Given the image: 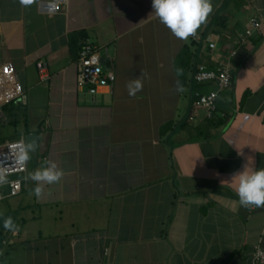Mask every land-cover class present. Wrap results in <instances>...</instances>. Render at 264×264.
<instances>
[{"label":"crops","instance_id":"obj_1","mask_svg":"<svg viewBox=\"0 0 264 264\" xmlns=\"http://www.w3.org/2000/svg\"><path fill=\"white\" fill-rule=\"evenodd\" d=\"M44 1L0 0V109L26 97V120L14 134L2 124L0 137L26 136L27 124L38 139L26 178L46 161L64 175L39 198L26 179L0 201V242L27 248L22 264H254L264 207L240 206L232 176L264 168V0H211L186 40L151 0H67L53 15L40 12ZM252 20L260 29L242 44ZM84 43L115 76L95 95L77 86ZM199 65H228L233 77L211 123L193 105L217 91L194 82ZM138 76L143 88L129 96Z\"/></svg>","mask_w":264,"mask_h":264},{"label":"built area","instance_id":"obj_2","mask_svg":"<svg viewBox=\"0 0 264 264\" xmlns=\"http://www.w3.org/2000/svg\"><path fill=\"white\" fill-rule=\"evenodd\" d=\"M66 3L67 0L44 1L39 4V10L43 14L53 15L59 13ZM259 29L260 24L252 20L251 29H248L244 33L241 43H247L254 31H258ZM82 45L77 67V86L81 90H87L90 95H95L98 89L109 87L110 84L114 83L115 76L111 72L104 73L100 66L93 64L94 50L87 43ZM208 48L209 50H213L214 45L209 44ZM37 70L42 81L48 78L47 67L44 63H38ZM193 80L198 85L213 83L216 86V92L208 94L196 93L193 103L195 108L205 109L209 115H212L216 111V102L219 99V95L228 90L232 85L230 67L228 65H220L217 69H213L199 65L195 68ZM25 98L24 95H20L10 103L24 105ZM1 109L0 124H4L6 123V119ZM25 149L27 147L24 135L17 140L0 144V173L4 175L6 180V182L0 183V201L5 198L16 197L22 192L23 186L26 183L27 164L21 165L19 163V156ZM252 258L254 264H264V250L256 247Z\"/></svg>","mask_w":264,"mask_h":264},{"label":"clouds","instance_id":"obj_3","mask_svg":"<svg viewBox=\"0 0 264 264\" xmlns=\"http://www.w3.org/2000/svg\"><path fill=\"white\" fill-rule=\"evenodd\" d=\"M22 3L28 4L30 0H22ZM152 13L158 21L164 25L174 37L180 40H186L194 35L197 29L206 21L207 17L213 11L211 0H151ZM180 69H177L179 75ZM145 74H141L144 76ZM138 76L130 80L126 87L129 96H135L143 88V79ZM30 149L23 150L19 156V163L26 165L30 159ZM64 172L59 169L57 164L52 161H46L44 166L29 173L26 179L35 182L34 194L39 198L43 192V185H52L58 183ZM238 179L236 194L239 205L242 207L255 206L264 207V168L246 169L235 172L232 176ZM6 182L5 177L0 173V183ZM3 227L8 230L14 228L11 218L4 221Z\"/></svg>","mask_w":264,"mask_h":264},{"label":"trees","instance_id":"obj_4","mask_svg":"<svg viewBox=\"0 0 264 264\" xmlns=\"http://www.w3.org/2000/svg\"><path fill=\"white\" fill-rule=\"evenodd\" d=\"M185 58H187V52L182 56L181 61L185 60ZM232 84H233V77H232ZM203 85H206V84H202L200 87H202ZM218 103L219 102L217 101L216 102V111L211 115L210 123L213 122V119H215L219 115L218 110H217V104ZM221 106L222 105L219 103L218 107H221ZM1 110L4 113V116L6 117V121H7L3 125L12 129L13 134L16 133L17 128L21 124L20 119L24 118V120H26L25 107H22L21 104L10 103L6 106H3ZM3 125L0 124V127ZM24 126H25L24 133L27 135L28 134L27 124H25ZM17 139H19V136H16V135H12V136H10V138H6V139H1V137H0V143L2 144V142L14 141Z\"/></svg>","mask_w":264,"mask_h":264},{"label":"rangeland","instance_id":"obj_5","mask_svg":"<svg viewBox=\"0 0 264 264\" xmlns=\"http://www.w3.org/2000/svg\"><path fill=\"white\" fill-rule=\"evenodd\" d=\"M5 205V204H4ZM4 244L5 241L0 242V252L4 254V252H9L8 253V259L2 262V264H22L25 262L26 259V250L27 248L21 247V246H16L14 245L12 248L8 249ZM1 254H0V260H1Z\"/></svg>","mask_w":264,"mask_h":264},{"label":"water","instance_id":"obj_6","mask_svg":"<svg viewBox=\"0 0 264 264\" xmlns=\"http://www.w3.org/2000/svg\"><path fill=\"white\" fill-rule=\"evenodd\" d=\"M38 136L35 134L25 136V144L27 149L36 146Z\"/></svg>","mask_w":264,"mask_h":264}]
</instances>
